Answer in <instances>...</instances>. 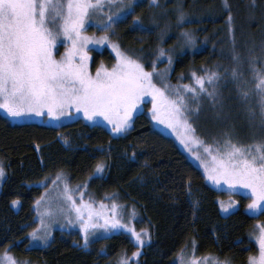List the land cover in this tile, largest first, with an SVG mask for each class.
Wrapping results in <instances>:
<instances>
[{"label":"trees","instance_id":"trees-1","mask_svg":"<svg viewBox=\"0 0 264 264\" xmlns=\"http://www.w3.org/2000/svg\"><path fill=\"white\" fill-rule=\"evenodd\" d=\"M133 6L135 11L126 22L118 21L108 31L111 42L143 63L145 70L153 71L155 64V72L166 73V81L175 87L199 89L193 73L204 75L205 70L214 69L221 77L211 86L220 88L226 98L222 103L228 106L236 101L230 90L234 83L231 70L241 68L243 72L246 62L264 52V0H139ZM181 12L183 21L179 20ZM134 17L143 21L145 30L132 29ZM185 32L191 33V42ZM235 37L246 45L234 42ZM100 59L108 68L116 62L107 49L95 53L94 66ZM262 66L255 60L256 69H264ZM197 92L206 105L202 111L218 109L214 103L211 108L206 92ZM187 97L197 136L207 144L222 142L225 130H215L212 122L191 114L197 104L192 95ZM54 131L35 124L12 125L0 116V165L5 169V176L0 178V255L8 251L30 264H115L121 254L130 255L139 249L125 233L98 239L87 248L80 245L76 232L56 235L47 247L28 246V235L36 225L33 204L42 194L40 182L46 174L69 173L71 184L80 186L86 171L91 199L114 201L132 209L135 229L147 230V242L136 264H178L176 256L192 248L198 258L212 256L231 264H249V257L258 255L253 237L264 227V212L248 214L246 200L239 199L235 210L223 215L221 204L230 197L212 188L176 143L153 128L146 113L138 114L122 135L82 121L62 126L61 132L79 139L78 151L64 149ZM109 142L113 155L97 156L94 149ZM132 149L142 152L144 158L140 160L147 167L121 164L122 154ZM80 157L84 163L75 169ZM97 164L103 165L101 175L94 174ZM137 171L147 176L141 184L131 181ZM189 191L197 206L189 205ZM14 200L21 202L18 211L12 207Z\"/></svg>","mask_w":264,"mask_h":264},{"label":"snow or ice","instance_id":"snow-or-ice-1","mask_svg":"<svg viewBox=\"0 0 264 264\" xmlns=\"http://www.w3.org/2000/svg\"><path fill=\"white\" fill-rule=\"evenodd\" d=\"M105 4L109 8H116L117 20L108 16L103 22L105 32L111 30L114 23L126 22L132 15L135 7L132 0L123 3V0H0V109L12 117H22L30 113L58 117L64 115L68 109L75 108L78 112L93 120L103 117L113 127L116 134L127 132L131 127L132 115L138 110L145 95L152 97V118L176 130H184L181 142L187 147L190 142L204 146V151L211 156V161L202 160L209 180L219 183L223 180L229 185H241L250 189L252 202L248 205L251 212H264V139L250 145L234 143L231 133H224V141L216 142L215 154L213 145L205 144L195 136V128L189 123V104L181 94V87L174 89V95H169L167 89L171 86L165 84L158 87L153 82V71L145 70V66L138 59H133L122 51L118 44L110 41L107 34L96 38L85 34V25L90 16L96 11H102ZM179 20H184L181 12ZM133 30H145V25L139 17H134L131 25ZM191 42V33L183 34ZM108 41L116 52V63L111 68L101 64L93 75L88 66L90 59L86 51L90 43L102 44ZM58 42H70L59 59L54 55ZM160 54L164 55L163 49ZM171 63V57L168 58ZM233 59L238 60V55ZM254 77V88L245 90L241 87L243 99L255 95L259 106L260 128L264 130V69L257 70L255 58L250 61ZM227 71V70H226ZM243 73L236 68L231 70L234 81L241 82ZM195 83L199 85L200 92H206L205 80L213 84L221 77V73L214 69H207L204 75L193 73ZM184 90L193 94L194 100L197 89L190 85H183ZM215 97V89L208 92ZM219 103V101H217ZM198 108L191 114L198 115ZM251 111L254 120L257 113ZM67 142V141H65ZM197 159H201L199 156ZM103 169L102 164L97 165V171ZM5 176V169L0 165V178ZM61 174L56 179L60 180ZM81 186H77L79 189ZM71 189L67 183L64 185L66 199L71 202V208L81 221V230L85 233L83 247L89 245L88 229L102 227L107 232L113 229L126 228L135 237L136 242L143 246L147 230L136 232L134 228L122 224L120 219H109L93 205L83 200L77 204L72 198ZM43 199V198H42ZM16 205L18 201H13ZM39 206L40 201L36 202ZM118 205L113 203L112 211L115 214ZM223 207V205H222ZM227 211V208H224ZM86 214V215H85ZM93 217L97 218L93 223ZM103 217V224L99 218ZM35 240L37 232L31 234ZM258 255L249 257V264H264V227L256 237ZM39 239L45 244L47 236ZM140 255L139 251L133 256ZM183 264V254L180 257ZM231 264L230 260H219L216 257H204L202 261L193 259L191 264ZM0 264H20L8 251L0 257ZM27 264V261L24 262ZM119 264H128V258H122Z\"/></svg>","mask_w":264,"mask_h":264},{"label":"rangeland","instance_id":"rangeland-1","mask_svg":"<svg viewBox=\"0 0 264 264\" xmlns=\"http://www.w3.org/2000/svg\"><path fill=\"white\" fill-rule=\"evenodd\" d=\"M138 1L139 0H132V4ZM119 2L120 0H118V3ZM123 3L127 4L128 0H123ZM108 16H112L113 20H117L116 8L115 7L109 8L108 5L105 4L102 11H96L94 14L90 16L89 20L87 21L85 25V29H84L85 34L89 36H94L96 38H99L100 36L105 35V34L108 35V31L106 33L103 28V22L107 21ZM233 41L234 42L239 41L241 44L246 45V42L242 40L241 38L240 40H238V37H235ZM67 47H70V42H67V43L58 42L57 49L54 50V55L56 56L57 59L61 57V55L65 52ZM106 49L109 50V52L113 54V56L116 59V52L114 51V49L112 48L111 44L108 41H105L102 44H97L93 42L88 45L86 49L90 57L88 61V66H89L90 72L93 75H95V71L97 67H99L101 64L105 66L104 59H100L98 63L96 64V66H94L95 53H102ZM253 58H255L256 61H260L263 65L262 67H264V52L260 53V55L259 54L254 55ZM244 67L245 68L243 69V72L241 68H236L237 71L242 72L243 75L241 77V82L238 83L237 81H234L230 89L231 92H233L232 98L236 99L234 103H230V105L225 106L222 102H224L226 98H224L223 95L219 92L220 88L218 87V85L211 86V84H209L208 82H205V86H204L207 89L206 93L208 94V92H212L215 89L216 95L215 97L208 95L206 98L209 101L210 106L213 105L214 103L215 105L218 106V109L217 110L210 109V113L207 112L206 110H205L206 112L202 111L206 105L202 103V98L199 97L200 94H198V92L195 94V98H194L196 101H193V100L192 101L197 104L195 109L200 107L199 109L201 110V113L198 111V115H197L199 119H205V120H209L210 122H212L215 130H219V128H223L225 130L224 133L225 132L231 133V138L234 143H238L240 145H250V144H253L254 142H258L264 139V130L260 128L259 106L257 104L258 98L255 95H250L249 98L245 100L241 96V92H240L241 87H243L245 90L254 88V77H253V72L251 70L250 62L249 63L246 62L244 64ZM156 73H158V71H156ZM159 73L161 74L159 77L154 74L153 82L156 83L158 87H163L165 84L170 85L166 81V78H167V76H165L166 73L165 74L161 72ZM170 86L171 87L167 89V92L169 95H174L175 94L174 89L176 87L172 85ZM181 89H182L181 94L185 96L186 100L188 99L187 97L188 94L192 95L193 97V94L190 91L188 90L183 91L184 90L183 87H181ZM197 90L199 91L198 88ZM217 101H219V103H217ZM188 104H189V123H191V120L193 118L190 116L191 103H188ZM152 107H153L152 97L150 95H145L142 98L141 103L138 105V110L134 112L132 115V122H133V119L138 114L146 113L148 117L150 118L153 128L157 130L159 133H161L162 135L172 139L176 143L180 151L189 159V161H191V163L194 166L199 168L204 173L209 185L212 188H214L216 191L223 192L228 197H230L229 201L225 202V204H221V212L223 215H227L229 212L231 213V211L233 212L238 205L239 199L246 200L247 202L246 212L248 214L252 216H257L258 214L261 213V212L254 213L248 210V205L252 202V197L250 195V189H245L241 185H229L223 180L219 181V183H214L213 181L209 180L207 177V173L205 171L204 164L201 161L204 160V161L210 162L211 156H209L204 151V146L197 144L195 142H190L189 145L186 147L185 144L181 142V136L183 135L184 130L182 128H177L176 130H174L173 128L168 127L167 124H163V123H160L158 120H154L152 118V112H151ZM250 110H254L257 113L256 118L254 120L251 117ZM0 116L6 119L12 125L35 124L40 127L46 126V127H51L54 130H57L56 132L54 131V133H56L57 140L61 143L64 149L71 151V152L79 150V146H78L80 145L79 139L77 138L74 139L70 137L68 134L65 133L66 131L61 132L62 126H65V125L69 126L75 123L76 121H79V122L82 121V123L84 124H97L99 127L101 128L104 127L110 130L111 132H112V127H113L103 117H96L93 120H89L84 115L83 111L78 112L74 107L71 109H68L64 115H60L58 117L48 116L46 114L36 115L35 113H30L22 117H12L8 115L3 109H0ZM112 133L114 135H122V134H125L126 132L120 133V134H116L114 132ZM195 136L198 139L204 141L202 138L197 136L196 131H195ZM224 139L225 137L223 135V141ZM223 141L220 143L223 144ZM204 143L207 144L206 142ZM211 145H213L212 152L213 154H215L216 145L214 143H212ZM35 149L37 151L38 156L40 157L41 156L40 147L36 145ZM112 151H113V148L111 146V143L107 146H100L94 149V152H96V155L99 157L112 156L113 155ZM141 153L140 152L138 153V151H135V149H132L131 151H127L126 153L124 152L121 156V158L124 161L121 162V164L126 165L128 163H133V164L138 163V165L141 164L147 167L146 162L140 160V158H144L142 157ZM198 156L201 159H197ZM40 161L43 164L42 158H40ZM83 163H84V159L82 157L77 159L75 163V169H78L79 167H81ZM97 165H96L94 174L101 175L103 169L98 172ZM141 172L142 171H139V172L137 171L134 174L133 180L131 181L133 182L138 181L139 184H141L142 179L147 178V176L143 177L142 174H140ZM143 172L146 173V169ZM57 174H61L62 178L60 180L56 179ZM68 174L64 172H51V173L46 174V177L40 182L43 191H42L41 196L33 204L36 225L34 226V228L30 231L28 235L29 237L28 246L29 247H47L49 244L52 243L56 235H62L64 233L69 234L72 232H76L78 236L81 238L80 245L83 247L85 233L81 230V221L77 219L75 211L72 210L71 208V202L66 199V196L64 194L65 183H67L69 186V189L72 190L70 194L72 195V198L76 201L77 204L81 203V195H83V200L91 203L93 205V208L96 210H101L100 205L101 203H103L105 207L101 211L103 212L104 216H107L109 219H111L115 215V218L120 219L122 224L128 225V228L135 229L134 222H133L135 219V213L132 209L127 210L121 204H117V202H114V201H111V202H108L107 200L99 201L98 199L95 201L93 200L94 198L92 199L90 198L91 193L88 191L87 171L84 173V176L82 177V180L80 182L81 187L79 189L77 188V186H79L78 184L76 185L71 184ZM146 181L149 182V179H147ZM154 191L155 189L152 188V192ZM187 199H188V203L190 206H193V205L197 206L198 203H196L197 201L195 202V200L192 198L191 191H189ZM37 201H40L39 206L36 203ZM113 203L118 205L115 214L112 211ZM20 206H21L20 201H18L16 205L12 204L13 209L16 211H18ZM224 208H227V211H225ZM96 221H97V218L93 217L92 222L96 223ZM103 222H104L103 217H100L99 223L103 224ZM34 230H36L37 232V238L35 240L30 235ZM135 231L140 232L136 229ZM88 233H89L88 247H90V245L98 239L110 237L115 234L125 233L131 236V238L133 239L132 242L134 245H138L139 249H136L133 253L137 251H139V253L142 252V246L136 242L135 237L132 236L131 233L126 228L113 229L111 232H107L102 227H96V228L90 227L88 229ZM140 233L143 235V232H140ZM44 235L47 236L48 242L46 244L39 239L40 236H44ZM255 237H253V239L255 243L258 245ZM146 242H147V237H145L144 244ZM133 253H131L130 255L121 254L120 257L117 259V261H115V264H119L122 258H128V264H136V261L139 255L133 256ZM3 254L4 253H2L0 257H2ZM181 254H183V264H191V261L193 259L202 261L204 258V257L203 258L196 257L195 251L192 248L188 251L179 253L176 256V260L178 264H181V260H180ZM15 259H17L20 262V264H24V262L26 261V260H20L18 258H15ZM27 264H30V263L27 261ZM208 264H211L210 260Z\"/></svg>","mask_w":264,"mask_h":264},{"label":"bare ground","instance_id":"bare-ground-1","mask_svg":"<svg viewBox=\"0 0 264 264\" xmlns=\"http://www.w3.org/2000/svg\"><path fill=\"white\" fill-rule=\"evenodd\" d=\"M112 164V163H111Z\"/></svg>","mask_w":264,"mask_h":264}]
</instances>
